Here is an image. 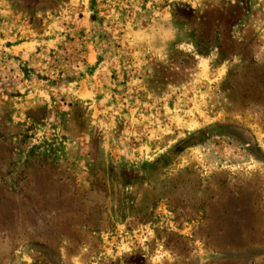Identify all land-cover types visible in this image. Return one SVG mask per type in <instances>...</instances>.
<instances>
[{
    "label": "rangeland",
    "instance_id": "374dc122",
    "mask_svg": "<svg viewBox=\"0 0 264 264\" xmlns=\"http://www.w3.org/2000/svg\"><path fill=\"white\" fill-rule=\"evenodd\" d=\"M262 244L264 0H0V264Z\"/></svg>",
    "mask_w": 264,
    "mask_h": 264
},
{
    "label": "trees",
    "instance_id": "16d2710c",
    "mask_svg": "<svg viewBox=\"0 0 264 264\" xmlns=\"http://www.w3.org/2000/svg\"><path fill=\"white\" fill-rule=\"evenodd\" d=\"M264 244H262V246H263ZM260 253H262V251L260 252Z\"/></svg>",
    "mask_w": 264,
    "mask_h": 264
}]
</instances>
